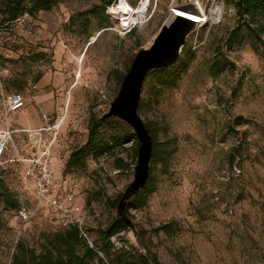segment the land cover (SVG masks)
Masks as SVG:
<instances>
[{"label":"rangeland","instance_id":"rangeland-1","mask_svg":"<svg viewBox=\"0 0 264 264\" xmlns=\"http://www.w3.org/2000/svg\"><path fill=\"white\" fill-rule=\"evenodd\" d=\"M120 1L107 6L104 16L100 8L97 17L90 11L103 0H58L52 10L0 30V130L7 120L12 130L21 129L0 158V179L21 206L0 204V264L12 263L19 241L40 252L42 234L63 229L64 217L38 204L18 161L42 147L52 148L57 187L84 209L89 242L107 241L104 232L118 216L114 203L134 180L133 129L108 118L105 133L120 141L112 154L88 158L85 169L67 163L88 142L93 121L109 112L137 53L152 44L172 5L152 0L146 17L126 33L112 11ZM220 1L221 21L195 27L187 38L181 54L190 62L177 84L161 87L151 75L142 91L139 114L154 123L167 150L153 171L154 193L130 200L131 226L112 243L118 249L137 246L135 233L145 231L162 264H264V16L249 30L238 0ZM119 5L131 15L146 6L142 0ZM181 8L192 14L178 11L180 16L195 21L194 8ZM14 93L24 96V110L38 112L36 128L43 131L23 130L24 110L6 116V100ZM120 159L123 169L117 168Z\"/></svg>","mask_w":264,"mask_h":264},{"label":"trees","instance_id":"trees-1","mask_svg":"<svg viewBox=\"0 0 264 264\" xmlns=\"http://www.w3.org/2000/svg\"><path fill=\"white\" fill-rule=\"evenodd\" d=\"M115 1L103 0V6L96 5L90 13L99 17V9L102 8V15L104 16L106 7ZM57 3L58 0H0V30L3 28L11 29L16 22L26 15L35 16L41 11H50ZM236 6L240 20L245 21V24L250 28L249 30H252L251 25L256 24V18L264 16V0H238ZM248 18L249 20H247ZM261 32L263 33V30ZM189 62L186 53H183L175 65L162 70H154L148 77L154 75L161 87H174L182 72L186 71ZM140 108L141 104L139 110ZM107 119L103 117L97 122L93 121L89 128L88 142L70 154L67 163L69 168L85 169L88 158L98 159L104 155H111L112 151L120 144L116 137L108 136L105 133L104 126ZM146 125L153 137L154 151L150 179L146 187L133 197L139 201L147 200L154 193L156 184L153 171L156 165L163 162L162 150H167V144L161 143L158 139V134L153 127L154 123L146 122ZM133 139L137 144L135 153L138 154L139 141L136 136ZM120 161L122 164L117 165V168H125L123 160L120 159ZM233 161L234 158L231 163ZM119 201L114 203L117 210ZM0 204H5L12 209H20L21 207L18 201L11 199L2 179H0ZM130 204L129 200L126 211ZM129 227L118 211V216L104 232L107 240L104 245H93L81 235L79 228L74 226L63 227L61 231L57 232L43 233L40 252L19 241L14 250L11 264H162L157 253H153L147 246L145 231L135 233L137 246L131 243L127 249L115 247L112 239L126 232ZM166 230L168 231V226Z\"/></svg>","mask_w":264,"mask_h":264},{"label":"water","instance_id":"water-1","mask_svg":"<svg viewBox=\"0 0 264 264\" xmlns=\"http://www.w3.org/2000/svg\"><path fill=\"white\" fill-rule=\"evenodd\" d=\"M193 30L194 22L183 16L168 19L161 26L152 44L137 53L116 99L112 102L109 112L104 115V118H116L128 124L139 141L134 180L118 205L120 216L129 226L131 221L126 216L127 203L146 187L151 175L154 151L153 137L139 114L143 87L152 71L166 69L177 63Z\"/></svg>","mask_w":264,"mask_h":264},{"label":"built area","instance_id":"built-area-1","mask_svg":"<svg viewBox=\"0 0 264 264\" xmlns=\"http://www.w3.org/2000/svg\"><path fill=\"white\" fill-rule=\"evenodd\" d=\"M143 1V0H142ZM152 0H149L151 2ZM196 3V15L194 18L195 27L212 25L219 23L221 17L213 19L212 7L208 8L207 3L204 0H198ZM209 1V0H208ZM207 1V2H208ZM213 1V0H212ZM177 3L176 0H172V5ZM214 5V1H213ZM150 3L147 11L142 15L135 14L136 21L130 25L122 26L126 33H130L136 28L137 20L142 19V16L148 14ZM176 15H172L170 18L173 19ZM169 18V19H170ZM123 24V23H122ZM26 107V100L21 93H14L8 96L5 105L6 116L14 114L21 109ZM7 120V127L4 130H0V158L6 153L11 142H13V135L15 130H12ZM18 161L22 162L24 177L31 183L34 188L36 200L38 204L48 205L56 210L57 213L64 217L62 226L63 227H78L81 235L89 240L88 232L85 227L86 214L84 209L76 203L74 195L70 193H63L55 182L57 163L52 153L51 147H45L30 157L19 156Z\"/></svg>","mask_w":264,"mask_h":264},{"label":"bare ground","instance_id":"bare-ground-1","mask_svg":"<svg viewBox=\"0 0 264 264\" xmlns=\"http://www.w3.org/2000/svg\"><path fill=\"white\" fill-rule=\"evenodd\" d=\"M122 1L123 0H121L119 2V4ZM143 1L146 4L145 9L143 11L142 10L135 11L134 13H132V15L127 10H125L124 8H121V7L119 8V6H120L119 4L115 5V7L112 8V11L114 12V14H116V15L119 14L118 24L120 25L121 28H122V26L130 25V24L134 23L136 21V18L133 17L135 14L138 13L139 15H142L143 13H145L147 11V8H148V5L150 2H149V0H143ZM213 1H214V5L212 7V12H213V19H215V18H219L222 16V14L224 12V5L220 0H213ZM196 3H199V1L198 0H191L190 4L183 5V6H180V5H177L176 3H174L173 5H171L172 15L173 16L174 15L180 16L177 13L178 11L184 12L187 14H192L190 11H187V10L181 8V7H191V8H194V14L197 17V15H196ZM142 5H143V3H142ZM217 9H219V11H217ZM193 22H196V21H193Z\"/></svg>","mask_w":264,"mask_h":264},{"label":"crops","instance_id":"crops-1","mask_svg":"<svg viewBox=\"0 0 264 264\" xmlns=\"http://www.w3.org/2000/svg\"><path fill=\"white\" fill-rule=\"evenodd\" d=\"M21 110H24V108L23 109H21ZM19 112V111H18ZM17 113V112H16ZM24 113H25V117H26V119H27V121H26V123H25V125H24V128L25 129H23V130H26L27 132H33V133H35V132H40V131H43L45 128H43V127H41V128H39V129H37L36 127H38L39 126V124H40V117H39V114H38V112L34 109V108H32V109H25L24 110ZM35 128V129H32V128ZM15 130V129H14ZM21 129H16L15 131H20ZM45 147H42L40 150H42V149H44ZM39 150V151H40Z\"/></svg>","mask_w":264,"mask_h":264}]
</instances>
